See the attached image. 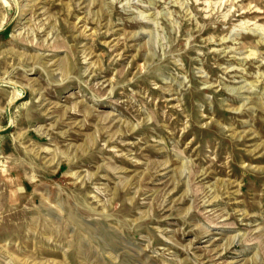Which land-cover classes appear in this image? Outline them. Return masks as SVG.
I'll return each instance as SVG.
<instances>
[{
  "label": "rangeland",
  "instance_id": "374dc122",
  "mask_svg": "<svg viewBox=\"0 0 264 264\" xmlns=\"http://www.w3.org/2000/svg\"><path fill=\"white\" fill-rule=\"evenodd\" d=\"M0 264H264V0H0Z\"/></svg>",
  "mask_w": 264,
  "mask_h": 264
}]
</instances>
